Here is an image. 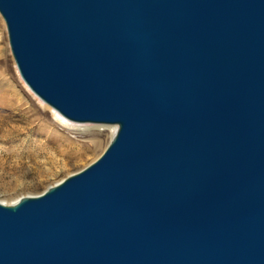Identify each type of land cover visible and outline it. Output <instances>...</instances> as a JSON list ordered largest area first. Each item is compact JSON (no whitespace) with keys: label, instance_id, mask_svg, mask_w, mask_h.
I'll list each match as a JSON object with an SVG mask.
<instances>
[{"label":"water","instance_id":"water-1","mask_svg":"<svg viewBox=\"0 0 264 264\" xmlns=\"http://www.w3.org/2000/svg\"><path fill=\"white\" fill-rule=\"evenodd\" d=\"M24 82L105 151L0 202V264H264V0H0Z\"/></svg>","mask_w":264,"mask_h":264},{"label":"rangeland","instance_id":"rangeland-1","mask_svg":"<svg viewBox=\"0 0 264 264\" xmlns=\"http://www.w3.org/2000/svg\"><path fill=\"white\" fill-rule=\"evenodd\" d=\"M0 75L17 86L27 101L24 112L12 122L23 131L8 137H1L0 134V202L11 204L23 196L40 194L49 186L81 170L105 151L114 135L106 125L75 122L70 124V130L66 129L52 108L41 102L27 86L17 69L6 22L1 14ZM26 120L31 121L29 128H23ZM85 127L99 134L87 135L76 130ZM48 134L70 137L84 149L80 155L65 153L62 147L46 142ZM43 142H46V146L39 148L38 145ZM30 151H33V156H29Z\"/></svg>","mask_w":264,"mask_h":264},{"label":"bare ground","instance_id":"bare-ground-1","mask_svg":"<svg viewBox=\"0 0 264 264\" xmlns=\"http://www.w3.org/2000/svg\"><path fill=\"white\" fill-rule=\"evenodd\" d=\"M35 95L38 96L36 93H35ZM40 101L45 102L41 98H40ZM26 103H27V101L25 99H23V95L21 94V90L17 86H15L14 84H11L4 76L0 75V134H1V137H8V135H10V134H17V133H21L23 131L20 126H18L17 124H12V122L15 121V119H14L15 117L17 118V116H19L22 112H24L23 107ZM52 110L59 116L58 120H59L60 124L64 128L70 130L71 129L70 124H74L75 122L74 121L71 122V120L62 116L54 108H52ZM24 122L26 123V125H24L23 128H29L31 121L26 120ZM78 123H80V122H78ZM95 124L97 125L98 123H95ZM99 125H106V127H108V129L111 131V134H115V132L118 129L117 124H113V125L99 124ZM76 130H78L79 133H85L87 135L99 134V132H90L89 127H85L82 129L76 128ZM46 142H48V143L52 142V143L56 144L57 146L62 147L61 150L65 153H68V154L80 155L81 151L84 149L79 144V142L77 140H74L70 137H66L63 135L48 134V135H46ZM46 142L39 144L38 145L39 148H44L46 146L45 145ZM33 155H34L33 151H30L29 156H33Z\"/></svg>","mask_w":264,"mask_h":264}]
</instances>
